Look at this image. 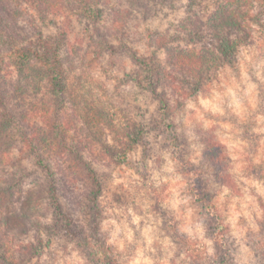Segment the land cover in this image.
Instances as JSON below:
<instances>
[{
    "label": "rangeland",
    "instance_id": "obj_1",
    "mask_svg": "<svg viewBox=\"0 0 264 264\" xmlns=\"http://www.w3.org/2000/svg\"><path fill=\"white\" fill-rule=\"evenodd\" d=\"M109 1L101 30L113 32L120 20H125V40L142 48H147L145 35L151 33L145 28L147 24L164 31L187 14L184 8L173 11L156 6L160 10L157 17L149 13L145 18L144 10L135 7L137 1L133 2L135 6L132 0ZM208 5L209 10L198 6L195 9L205 15L214 6L212 2ZM70 17L60 22L54 20L50 30L59 31V25L66 31L64 52L74 81V99L64 111L69 127L67 135L82 158L98 172L103 185L101 211L94 224L87 214V200L83 198L85 178L69 168L71 158L66 148L61 152L65 159L51 156L48 150L45 153L51 166L60 169L56 176L57 197L72 220L56 214L49 176L37 163L36 154L16 125V138L6 149H0V183L17 182L13 196L0 201V244H8L6 254L15 264H132L140 252L152 264H164V261L199 264L197 255L205 254L199 250L209 254L214 250L213 239L206 230L212 213L233 249V264H264V173L255 169L264 166V28L254 25L255 42L242 50L238 68L226 67L216 79L207 81L201 93L187 99L175 117L179 130L191 139L187 156L191 171L186 172L176 153L161 148L154 135L149 137V157L143 158L144 147L138 144L132 146L131 163L118 166L88 134L86 118L93 126L103 129L108 141L124 144V139L118 137L108 122L121 127L143 113L151 117L157 113V102L143 94L126 75L132 67L127 52L118 48L97 49L99 35L90 30V24ZM28 81H32L31 76L17 72H13L9 81L8 87L16 88V100L12 102L17 104L19 114L31 109L33 102L36 106L44 102L42 90L36 84L27 85ZM216 94L222 112L204 110L199 105L200 98ZM189 101L201 108L202 118L194 108L188 107ZM31 123L35 125L40 120L33 118ZM28 128L34 131L32 126ZM204 131L213 132L224 146L223 164L230 173L228 182L219 181L216 169L201 155L200 138ZM194 188L207 191L213 207H202ZM176 199L182 201L179 211L173 207ZM135 217L141 218L134 222ZM3 221L7 226H3ZM125 223L132 230L130 241L125 237ZM118 225L120 231L116 232ZM145 228L150 229L147 236ZM75 229L81 239L72 235ZM176 230L189 239L192 248L184 247ZM114 232L116 239L125 240L123 249L109 243Z\"/></svg>",
    "mask_w": 264,
    "mask_h": 264
},
{
    "label": "trees",
    "instance_id": "obj_2",
    "mask_svg": "<svg viewBox=\"0 0 264 264\" xmlns=\"http://www.w3.org/2000/svg\"><path fill=\"white\" fill-rule=\"evenodd\" d=\"M135 1L138 2L136 6L133 4ZM208 2L214 6L205 15L195 9L198 6L209 10ZM109 3V0H0V149H6L16 138V125L22 129L25 141L36 154L37 163L49 176L48 186L50 196L56 203V214H62L69 221L72 216L57 197L56 176L60 169L51 166L46 151L52 154L48 155L55 154L57 158L60 156L61 159L62 156L65 159L66 156L61 152L62 149H68L71 158L69 168L85 178L82 184V188L86 189L83 198L87 200V214L94 224L101 211L103 185L96 168L82 158L81 152L73 145V139L67 135L69 127L64 111L70 100L74 99V81L64 52L66 31L57 25L59 31L52 32L50 24L54 20L60 22L71 16L86 21L91 26L90 30L99 35L97 49L118 48L127 52L132 67L126 71V75L143 94L146 93L147 97L157 102V113L151 117L147 118L143 113L138 119L127 121L121 127L108 122L118 137L124 139V144L111 143L103 136L102 128L93 126L87 118L84 120L88 134L101 144L113 164L121 166L131 163L132 146L138 144L144 147L143 158L149 157V137L154 135L161 148L176 153L186 172L191 171L188 170L187 158L191 139L179 130L175 117L187 99L201 93L207 81L216 79L226 67L238 68L242 50L255 42L254 25L264 28V0H184L181 3L173 0H132L133 6L144 10L145 18H148L149 13L157 17L160 10H156V6H165L173 11L184 8L187 12L164 31L147 24L145 28L151 32L145 35L147 49L138 44L132 46L125 40V20H120L119 27L113 32L101 30ZM111 39L118 41L113 43ZM13 72L31 76L34 82L28 81L27 85L36 84L42 90V105L36 106L33 102L31 109L19 114L17 104L12 102V99L16 100V88L8 87ZM37 117L40 123L34 125L31 121ZM30 126L34 131L30 132ZM200 140L202 157L216 169L219 181L226 182V179L228 182L230 173L223 164L224 146L213 132L204 131ZM255 169L264 173V166ZM16 184L15 180L10 185L0 183L1 202L13 196ZM194 189L198 191L194 193L198 195L197 202L202 207H213L207 191ZM3 226H7L4 221ZM221 228L218 218L211 213L206 230L213 239L214 250L212 254L199 250L205 254L197 255V263L233 264V249ZM75 230L72 235L81 239L78 230ZM176 234L184 247H193L183 233L176 230ZM2 246L0 264H15L14 259L6 254L8 244L2 242Z\"/></svg>",
    "mask_w": 264,
    "mask_h": 264
},
{
    "label": "clouds",
    "instance_id": "obj_3",
    "mask_svg": "<svg viewBox=\"0 0 264 264\" xmlns=\"http://www.w3.org/2000/svg\"><path fill=\"white\" fill-rule=\"evenodd\" d=\"M218 100V95H214L211 98H200L199 99V105L203 106L204 110H208L211 109L213 111L216 112H222L223 109L220 108L219 104L217 103ZM188 107L190 108H194L195 109V113L197 116H200L202 118V112H201V108L197 106L196 103L189 101L188 102ZM175 183V182H173ZM171 191L175 192V188H172ZM182 203V201L180 199H176L173 201V207L177 208V211H179L178 205ZM186 203V201H185ZM233 212L235 213V209L233 208ZM189 216H190V210H189ZM141 217H135L134 222L136 220H139ZM112 223H115V221L113 220ZM124 227L127 229V231L125 232V237L127 238V240H131L132 239V230L130 228H128L127 223H125ZM185 230H189L187 227L185 228ZM120 231V227L119 225L117 226L116 232ZM150 231V229L145 228L144 230V234L145 236L148 235V232ZM116 232L113 233V238L109 240V243H116L121 249H123L125 247V240L124 239H116ZM149 243H151V240L149 239ZM132 264H152V261L146 257L145 255H143V252L138 253V255L136 256V258L133 260ZM164 264H167V261H164Z\"/></svg>",
    "mask_w": 264,
    "mask_h": 264
}]
</instances>
